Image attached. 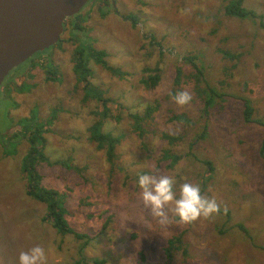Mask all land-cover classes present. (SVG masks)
<instances>
[{"label": "rangeland", "instance_id": "1", "mask_svg": "<svg viewBox=\"0 0 264 264\" xmlns=\"http://www.w3.org/2000/svg\"><path fill=\"white\" fill-rule=\"evenodd\" d=\"M110 2L87 3L71 19L83 30L64 32L60 48L36 55L35 67L26 63L11 73L4 85L10 96L1 92L0 264H17L21 251L37 245L45 249L46 264H163L168 239L183 231L189 257L180 252L172 264H264V128L246 124L243 112L247 100L252 119L264 120V28L227 17L229 0ZM244 7L264 20V0H244ZM81 43L104 51L110 66L128 73L124 79L114 77L88 58L92 86L111 100L103 131L120 138L114 165L89 139V128L102 115L96 101L82 100L73 73V55ZM185 56L197 57L203 85L222 95L207 110ZM48 58L55 81L39 66ZM177 68L182 74L179 91H174ZM156 73L160 81L154 89L142 84L141 79ZM24 85L31 89L18 92ZM180 92L191 97L185 105L174 101ZM149 106L155 110L139 136L131 115L147 118L143 114ZM53 113L43 151L52 166L42 162L36 169L43 188L65 194L66 221L90 237L83 247L42 220L46 207L26 195L21 173L30 144L12 138L21 120L44 122ZM201 132L205 136L197 138ZM163 135L183 140L171 146ZM8 142L13 144L5 152ZM164 151L182 156L172 170L165 169L169 160L157 169ZM194 156L215 167L202 195L215 200L221 212L184 223L170 204L164 209L167 219L156 217L140 198L138 177L172 176L178 193L184 183L198 185L207 169ZM56 161L86 170L79 175Z\"/></svg>", "mask_w": 264, "mask_h": 264}, {"label": "trees", "instance_id": "2", "mask_svg": "<svg viewBox=\"0 0 264 264\" xmlns=\"http://www.w3.org/2000/svg\"><path fill=\"white\" fill-rule=\"evenodd\" d=\"M92 1V0H91ZM90 1V2H91ZM104 1L105 5H110V0H102ZM224 14L227 17L230 18H238L240 20L248 19L252 22H259V27L264 28V20L261 15H257L252 10H247L244 7V0H229V2L224 7ZM75 17V16H74ZM73 18V17H72ZM68 19L64 24V32L68 31L70 28L73 31L76 30H83L82 26L78 22H71V19ZM63 40L60 39L59 42L49 50H53L55 48H60ZM48 50H45L39 54H43ZM42 57V56H41ZM106 53L102 50H96L93 48L91 44H83L81 43L79 46L76 47L73 58H74V66H73V73L75 75L76 83L78 86L82 88L83 91V101H91L94 100L99 104V110L101 111V119L96 121L95 124H93L89 128V139L92 141L99 150L104 151L106 155V159L109 163L112 165L115 164L116 155L115 150L117 146L120 144V138L112 136L110 133H106L103 131V124L105 118H107V115L109 113V104L110 99L105 97L104 93L97 87L92 86L91 84V78H92V71L89 68L88 65V58H92L95 60V62L103 67L107 72H109L112 76L118 77L121 79H124L126 72L122 71L120 68H115L110 66L106 60ZM40 57L37 58L36 55H34L31 59H29L26 63H29L31 67H35L39 64L37 60ZM195 58L192 56H185L183 57V61L186 63H190L193 69V72L195 73L194 79L196 81V90L197 93L202 99L204 100V106L205 110L209 109V106H211L215 100L218 98H221L222 95H218L217 92L212 87H205V80L203 81V70L202 68L198 67L195 64ZM48 63L43 65L41 68L47 69L46 74L47 79L50 81L56 80V72L55 68L52 66L51 60L48 58ZM182 74L181 68H177L176 71V78L174 81L175 90H178L180 87V77ZM160 81V75L157 73L153 76H149L147 78L141 79L142 84H144L148 88L154 89L157 84ZM3 85V86H2ZM2 90L0 92H4V94H7L10 96V90L6 88L4 85H6V82L2 84ZM27 85H24L22 87L18 88V92H28L31 89V86H29L28 90H25V87ZM179 91V90H178ZM7 96V97H8ZM217 98V99H215ZM244 106H243V112H244V121L246 124H258L259 126L264 128V120H253V108L249 105L247 100H244ZM154 110L149 106L145 109L144 114L147 118H142L138 114L131 115V118L134 121V130L138 132L139 136H143L144 129H142L143 125L148 121L149 118L154 113ZM55 112V111H54ZM207 113V111H205ZM178 121H184L187 122L186 119H184L182 116H176L175 117ZM55 119V114L53 113L47 120L38 121L36 117H31L30 119H24L21 120L17 125L20 126L21 130L18 131L17 135L13 134L12 138L16 139H24L28 141L30 144V151L27 153L26 156H24L21 166V173L23 175V178L27 182V189H26V195L32 199H34L36 202L42 203L46 207V212L42 220L44 222H48L51 224V226L54 228V230L62 236L65 235H71L75 240L81 241L82 247L85 246L89 240V236L85 233H82L80 231H77L76 229L72 228L70 224L66 221V209L64 208V199L65 194H61L56 190L53 189H46L41 186V176L37 172V165H39L42 162H47L49 165L52 166L51 163H49L48 157L44 155V148H45V138L44 134L46 132H49V129L47 128L49 124L52 123V120ZM206 132H201L200 135H197L196 137H204ZM164 141H167L171 146H176L179 142L183 140V137L180 135H173V136H167L163 135L162 138ZM9 144H6L7 146L3 147L4 151L9 148L13 144V142H8ZM5 145V144H4ZM7 152V151H5ZM260 156L264 158V138L260 145ZM182 156H178V154H170L168 151H164L162 157L158 161L157 169L161 168L160 163L168 161L167 165L165 166L166 170H172L176 163H178L181 160ZM194 158H196L194 156ZM197 162L199 164H203L207 167L204 175L201 179L198 178V185L201 189V194L206 192V183L207 180H211L214 176L215 167L212 166V162L208 160H199L198 158ZM54 164H62L66 168L70 170H75L79 175H81L83 172H85L86 169H80L78 167L73 168L74 166H70L65 161H56ZM221 212V211H219ZM221 214L223 215H229L228 212L224 211ZM217 232L219 234L223 233V229L220 230V228L217 229ZM186 231L180 232L179 234L173 236L172 238L168 239L166 247L163 249L164 253V263L163 264H172L174 257L180 252H182L183 256L185 258L189 257V251L188 246L185 244ZM104 260H94L93 264H104Z\"/></svg>", "mask_w": 264, "mask_h": 264}, {"label": "water", "instance_id": "3", "mask_svg": "<svg viewBox=\"0 0 264 264\" xmlns=\"http://www.w3.org/2000/svg\"><path fill=\"white\" fill-rule=\"evenodd\" d=\"M90 1L0 0V88L11 71L54 47L65 22Z\"/></svg>", "mask_w": 264, "mask_h": 264}, {"label": "clouds", "instance_id": "4", "mask_svg": "<svg viewBox=\"0 0 264 264\" xmlns=\"http://www.w3.org/2000/svg\"><path fill=\"white\" fill-rule=\"evenodd\" d=\"M190 99L186 92H180L174 97L178 105H185ZM175 184L172 176L157 177L153 174H143L138 177L137 187L144 205L150 208L156 217L162 219H167L164 209L170 204L173 206L175 217L184 223L200 217L207 218L219 211L215 200L205 198L198 185L184 183L177 193ZM17 264H46L45 249L37 245L21 251Z\"/></svg>", "mask_w": 264, "mask_h": 264}, {"label": "flooded vegetation", "instance_id": "5", "mask_svg": "<svg viewBox=\"0 0 264 264\" xmlns=\"http://www.w3.org/2000/svg\"><path fill=\"white\" fill-rule=\"evenodd\" d=\"M35 55H37V54H35ZM25 64H26V63H24V64L21 65L20 67L24 66ZM20 67H19V68H20ZM17 69H18V68H17ZM17 69H15V70H17ZM15 70H13L12 73H13ZM8 76H9V77L6 78V80L4 81V83L7 82L8 79L12 77V76H11V73H10ZM2 86H3V85H2ZM2 86H1V88H0V91L2 90ZM2 94H4V92H2ZM0 95H1V92H0Z\"/></svg>", "mask_w": 264, "mask_h": 264}, {"label": "bare ground", "instance_id": "6", "mask_svg": "<svg viewBox=\"0 0 264 264\" xmlns=\"http://www.w3.org/2000/svg\"><path fill=\"white\" fill-rule=\"evenodd\" d=\"M9 77V76H8Z\"/></svg>", "mask_w": 264, "mask_h": 264}]
</instances>
